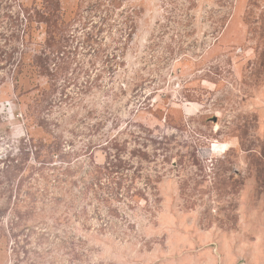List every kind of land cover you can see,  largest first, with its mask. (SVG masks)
<instances>
[{
  "label": "rangeland",
  "instance_id": "rangeland-1",
  "mask_svg": "<svg viewBox=\"0 0 264 264\" xmlns=\"http://www.w3.org/2000/svg\"><path fill=\"white\" fill-rule=\"evenodd\" d=\"M0 264H264V0H0Z\"/></svg>",
  "mask_w": 264,
  "mask_h": 264
}]
</instances>
